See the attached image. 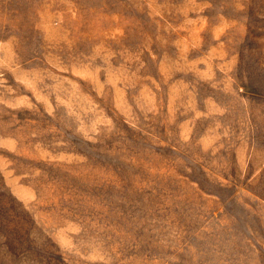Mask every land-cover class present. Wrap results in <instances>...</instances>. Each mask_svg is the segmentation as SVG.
<instances>
[{
    "label": "rangeland",
    "instance_id": "rangeland-1",
    "mask_svg": "<svg viewBox=\"0 0 264 264\" xmlns=\"http://www.w3.org/2000/svg\"><path fill=\"white\" fill-rule=\"evenodd\" d=\"M0 264H264V0H0Z\"/></svg>",
    "mask_w": 264,
    "mask_h": 264
}]
</instances>
